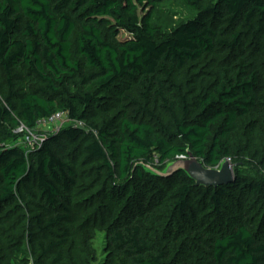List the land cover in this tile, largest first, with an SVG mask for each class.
<instances>
[{
  "label": "trees",
  "instance_id": "obj_1",
  "mask_svg": "<svg viewBox=\"0 0 264 264\" xmlns=\"http://www.w3.org/2000/svg\"><path fill=\"white\" fill-rule=\"evenodd\" d=\"M163 1L0 0L8 83L6 104L0 102V206L16 204L32 187L42 208L65 211L42 229L57 226L71 219L64 198L80 189L84 174L87 190H95L91 202L108 199L117 208L99 264H164L159 243L185 247V264L196 241L206 249L200 264H264V175L204 187L184 172L161 177L145 167L156 157L161 167L186 158L188 148L217 167L250 144L245 132L237 134L241 125L264 126V0H181L192 16L170 30L153 22ZM209 57L219 62L207 85L199 79L205 90L194 113L176 76ZM82 64L92 69L86 76ZM20 65L41 85L18 93ZM69 80L89 89L70 91ZM125 90L137 91L138 100ZM112 91L150 119L124 113L84 126L100 94ZM152 102L174 115L173 129L150 111ZM59 111L72 123L29 151L8 131L10 123L33 129ZM81 166L89 167L80 173Z\"/></svg>",
  "mask_w": 264,
  "mask_h": 264
},
{
  "label": "rangeland",
  "instance_id": "obj_2",
  "mask_svg": "<svg viewBox=\"0 0 264 264\" xmlns=\"http://www.w3.org/2000/svg\"><path fill=\"white\" fill-rule=\"evenodd\" d=\"M153 22L160 24L166 30L178 25L192 16L188 7L181 0H165L160 2L153 9ZM120 39L127 37V34L121 33ZM76 42V35L73 38ZM219 58L209 57L200 63L189 65L184 71L176 76L178 81H182L184 92L188 91L189 109L194 113L199 109L198 101L205 89L201 88V77L206 78L205 85L209 83L215 73V65ZM84 75H88L92 69L83 65ZM16 74L15 90L23 93L29 89L40 86L38 78L26 67L18 66L14 69ZM199 80V81H197ZM81 85L82 89H89L90 83H76L69 80L67 88L70 91L76 90L75 86ZM124 87V86H123ZM126 87V86H125ZM126 94L131 95L138 100L137 91L125 90ZM8 94V83L6 73L0 65V102L5 105ZM99 102L93 106L88 117L83 123L84 126L94 125L113 116H122L126 113L129 117L140 119H150V113H138L140 111L138 104H133L129 100H124L123 95L116 91L100 94ZM17 104V102H16ZM150 111L158 117L170 129H173L175 117L168 112L160 102H152ZM69 118V117H68ZM66 119L59 125H40L35 129L28 131L22 125L10 123L8 131L19 136L17 145L29 151L32 145L40 142L43 135L55 133L61 127L69 126L72 122ZM246 123V122H245ZM245 123L237 131L238 136L245 132L250 139V144L242 151L240 157H228L226 162L229 172L233 178L237 176L250 177L257 180L264 175V126L253 125L245 128ZM3 134L0 132V141ZM35 143V144H34ZM245 141H243V145ZM76 144H74L75 146ZM77 156L81 161L83 155L79 152ZM257 150L258 152H255ZM185 159L180 156L179 159ZM188 158V157H186ZM204 163V162H203ZM154 167H161L158 157L151 163ZM205 167L213 168L204 163ZM88 168L89 166H85ZM85 167L81 166L79 171L83 173ZM84 176V174H83ZM81 175L79 180L80 189H76L71 195L64 199L68 201L66 206L71 211V219L62 221L57 226H47L48 221L58 213H65L59 208L44 209L39 204L37 190L29 187L24 192L20 201L11 206H0V264H99L105 256V227L111 224L113 218L117 215V208L109 202L108 199L91 202L95 190H87L91 178H85ZM86 184V185H85ZM63 201V200H62ZM102 206V209L100 207ZM112 220V221H111ZM41 221V222H40ZM89 229H93L89 232ZM29 237L30 240H27ZM196 241L193 245V255L188 256L185 264H200V256L206 255L205 248ZM173 245V244H172ZM159 243V250L165 252L164 264H181L182 258L186 254V248L181 246L171 247ZM25 247L24 251L18 247Z\"/></svg>",
  "mask_w": 264,
  "mask_h": 264
},
{
  "label": "water",
  "instance_id": "obj_3",
  "mask_svg": "<svg viewBox=\"0 0 264 264\" xmlns=\"http://www.w3.org/2000/svg\"><path fill=\"white\" fill-rule=\"evenodd\" d=\"M187 154L188 158L167 162L163 169L146 165V171L161 177L184 172L194 181L196 186L204 187L228 185L233 181L226 159L222 160L217 167L208 168L204 166L203 161H200L189 148L187 149Z\"/></svg>",
  "mask_w": 264,
  "mask_h": 264
},
{
  "label": "built area",
  "instance_id": "obj_4",
  "mask_svg": "<svg viewBox=\"0 0 264 264\" xmlns=\"http://www.w3.org/2000/svg\"><path fill=\"white\" fill-rule=\"evenodd\" d=\"M68 118V114L67 112H63V111H59L56 112L55 114L51 115L50 117L44 118L40 121H38L36 127H39L40 125H59L61 123H63L66 119ZM69 119V118H68ZM22 127H25L28 131H31L33 129H28L26 126L22 125ZM44 140V135H43V139H40L39 143H34L35 145H32V147L36 146L37 144H41Z\"/></svg>",
  "mask_w": 264,
  "mask_h": 264
}]
</instances>
